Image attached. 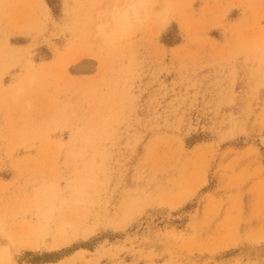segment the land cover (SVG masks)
I'll return each mask as SVG.
<instances>
[{
	"label": "rangeland",
	"instance_id": "rangeland-1",
	"mask_svg": "<svg viewBox=\"0 0 264 264\" xmlns=\"http://www.w3.org/2000/svg\"><path fill=\"white\" fill-rule=\"evenodd\" d=\"M0 264H264V0H0Z\"/></svg>",
	"mask_w": 264,
	"mask_h": 264
},
{
	"label": "bare ground",
	"instance_id": "bare-ground-1",
	"mask_svg": "<svg viewBox=\"0 0 264 264\" xmlns=\"http://www.w3.org/2000/svg\"><path fill=\"white\" fill-rule=\"evenodd\" d=\"M123 1V0H122ZM145 3H147L148 4V2H145ZM144 3V4H145ZM146 5V4H145ZM139 7H140V5H138ZM149 6H150V4H149ZM119 7V6H118ZM135 7H136V5H135ZM135 7H133V9H135V10H137V7L135 8ZM139 9V8H138ZM141 9H142V5H141ZM134 10V11H135ZM144 11V10H143ZM129 12V11H128ZM128 12H126L127 14H128V16H127V14H123L122 16L124 17H122L123 19H125V21H128V17L130 16V13H128ZM116 13H118V12H116ZM124 13V12H123ZM135 13H136V11H135ZM139 13V12H138ZM114 15H115V13H114ZM120 15V14H119ZM112 16V15H111ZM116 17V16H115ZM113 18H114V16H113ZM116 19V18H115ZM113 23V22H112ZM119 24H117L112 30L111 29H109V30H107L106 29V25H105V27L102 25V27L101 28H99L98 29V35H100V39H101V41H104L105 43H107L108 45L110 44V43H112V42H115L116 41V39L117 38H120L119 36L121 35V28H119V26H118ZM112 27V26H111Z\"/></svg>",
	"mask_w": 264,
	"mask_h": 264
}]
</instances>
